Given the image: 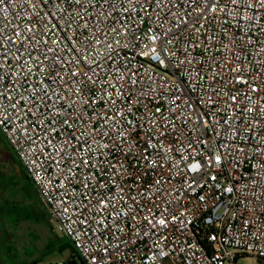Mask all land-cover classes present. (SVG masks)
Instances as JSON below:
<instances>
[{"label":"built area","instance_id":"1","mask_svg":"<svg viewBox=\"0 0 264 264\" xmlns=\"http://www.w3.org/2000/svg\"><path fill=\"white\" fill-rule=\"evenodd\" d=\"M0 131L79 264H264V0H0Z\"/></svg>","mask_w":264,"mask_h":264},{"label":"rangeland","instance_id":"2","mask_svg":"<svg viewBox=\"0 0 264 264\" xmlns=\"http://www.w3.org/2000/svg\"><path fill=\"white\" fill-rule=\"evenodd\" d=\"M1 238L0 264H53L76 257L0 131ZM237 263L256 264V260L245 256Z\"/></svg>","mask_w":264,"mask_h":264},{"label":"crops","instance_id":"3","mask_svg":"<svg viewBox=\"0 0 264 264\" xmlns=\"http://www.w3.org/2000/svg\"><path fill=\"white\" fill-rule=\"evenodd\" d=\"M29 179V178H28ZM2 238L0 239V242H2ZM64 246H67V245H64ZM74 257V256H73ZM73 257H72V259L70 260V261H73ZM245 256H242V257H239V259L240 258H244ZM254 259V258H253ZM254 260H256V259H254ZM54 264V263H53ZM76 264H79V262L77 261V259H76ZM256 264H257V261H256Z\"/></svg>","mask_w":264,"mask_h":264},{"label":"trees","instance_id":"4","mask_svg":"<svg viewBox=\"0 0 264 264\" xmlns=\"http://www.w3.org/2000/svg\"><path fill=\"white\" fill-rule=\"evenodd\" d=\"M68 243L71 245V243L69 241H68ZM73 263L76 264V257H73Z\"/></svg>","mask_w":264,"mask_h":264}]
</instances>
